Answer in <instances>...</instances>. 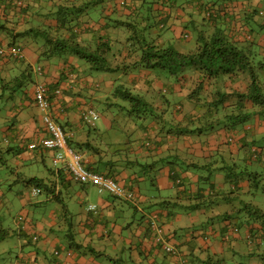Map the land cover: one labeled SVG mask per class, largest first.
<instances>
[{
	"label": "crops",
	"instance_id": "0c3cea01",
	"mask_svg": "<svg viewBox=\"0 0 264 264\" xmlns=\"http://www.w3.org/2000/svg\"><path fill=\"white\" fill-rule=\"evenodd\" d=\"M73 1L84 11L90 0ZM207 1L210 0H171L165 5L160 4L154 15L155 21L162 17V12L164 15L166 12L172 35L164 37L166 31L159 29L155 22L150 33L157 37L156 43L166 45L170 38L189 40L184 36L185 29L190 31V37L196 39L197 27L208 32L225 27L236 36L243 33L242 22L248 26L254 20L261 22L254 11L264 10V0H226L233 3L234 8L225 15H219L216 23L206 18V7L202 2ZM216 1H219V6L226 2ZM33 2L41 7L37 9L39 13L20 14L21 9L11 0H3L0 7V44L13 41L20 44L26 62L32 65L30 78L16 82L22 83L17 86L15 78L25 68L26 62L4 61L0 57V80L3 78L6 84L9 83L8 88L13 91L0 106V132L7 152H20L16 156L18 161L12 163L14 166L24 161L48 168L50 175L43 177L21 173L25 182L31 183L35 178L42 181L43 185L38 184L47 198L45 201L30 198V201L26 200L27 204H54L50 214H44V218L32 217V221L20 228L21 238L39 235L37 243L28 242L29 251L24 249L27 244L22 245L21 252H26L20 256L31 264H110L109 258L113 257L123 259L124 264H225L227 260L239 264L248 261L244 259L250 255L246 263L264 264L262 221L259 215L245 207L252 206L262 213L264 209L254 203L241 202L242 193L237 191L240 187H251V181L238 180L233 176L236 172L228 171L241 164L264 167V114H260V107L250 103L247 110L253 117L236 127H231L229 121L220 115L213 127L202 129L204 132L200 129L192 131L193 136L178 134L177 125L195 119L196 123L207 109L192 99L195 87L202 82V73L188 66L178 76V82L168 83L162 80L170 76L167 71L154 74L156 69L140 68L136 72L139 55L131 56L128 47L114 48L113 52L118 55L115 58L126 62L125 67L129 65L123 70L122 85L141 97L143 101L137 102L140 106L151 109L144 107L139 110V120L127 119V126L123 125L121 129L122 139L111 137L110 140L105 134L116 128L117 111L112 115L113 103L109 99L115 95L118 81L110 83L111 90H105L107 81L100 74L103 71L92 69L87 60L76 54L54 53L41 58L43 40L36 41L32 34L21 36L20 33L34 26L35 18H44L46 24L59 27L58 20L51 19L50 13L58 7L59 0H26L25 6L28 4L29 7ZM134 2L130 6L127 3L122 5V0H114L109 7L103 4L99 21L90 24L81 20L84 24L76 28V40L86 46L103 38L118 46L125 18H128L129 27L130 21L138 17L136 11L142 7ZM60 31L67 34L71 30L62 28ZM115 43H112L114 47ZM255 45L260 48L264 59V40H253L248 44L250 48ZM130 58L136 62L130 63ZM247 78L241 73L232 78L226 75L223 80L229 92H236L247 90ZM38 82L51 89L53 115L69 134L70 145L83 155L85 164L116 178L134 191V200L98 189V195H94L90 188L93 184L74 181L65 163L53 165L54 150L27 148L29 143L47 134L43 112L35 102ZM204 89L200 96L213 91L209 80L205 81ZM171 97L177 105L175 116H168ZM90 108L99 114L97 125V122L89 123L83 116L84 111ZM50 163L52 167H49ZM17 168L16 173L20 174ZM252 177L256 182L262 180L258 171ZM34 183L29 185L35 186ZM71 197L76 200L77 208L65 203ZM87 198L92 199L89 205ZM91 204L97 208L90 209ZM128 204L133 209L131 218ZM155 219L164 226L167 241L176 246V253L154 244L151 222ZM232 227L239 231L230 232L225 240L224 233ZM187 229L192 231L187 232ZM56 251L60 252L58 256Z\"/></svg>",
	"mask_w": 264,
	"mask_h": 264
},
{
	"label": "trees",
	"instance_id": "16d2710c",
	"mask_svg": "<svg viewBox=\"0 0 264 264\" xmlns=\"http://www.w3.org/2000/svg\"><path fill=\"white\" fill-rule=\"evenodd\" d=\"M5 1V0H4ZM14 1L17 6L21 9L19 12L20 14H27L28 12H36L39 13L40 10H37L40 6L36 5V2H33L29 7L26 4V0H11ZM226 1V0H225ZM228 1V0H227ZM224 2L222 6H219V1L210 0L207 2H202L206 7V9H214L215 11L218 10L217 13H214L210 16L206 15V18L211 23H216L218 19H220L219 15H225L228 10L234 8V4L232 8H227L228 2ZM234 1V0H233ZM3 0H0V7ZM73 3V4H72ZM58 7H55V11H51V19H57L59 22V27L51 26L45 23L43 19H36L34 20V26L26 29L25 31L21 32V36H30L33 35L36 41L42 39L43 44L40 48V57L43 58L45 56L53 55L54 53L59 54H76L81 58L87 60L90 63L91 68L98 71H116L117 68H114L110 63L109 57H115L117 53L113 52V45L110 44L109 41L100 39V41L96 44L90 43L86 46L82 45L81 42L76 40L77 35V27L79 28L81 24L84 23L81 20H76L73 16L69 13L73 11L72 9H77V5H75L73 0H59ZM217 9L215 8L217 5ZM79 7V6H78ZM219 7V9H218ZM221 7V8H220ZM41 8V7H40ZM80 8V7H79ZM228 10H224V9ZM221 9V10H220ZM24 12H23V11ZM37 10V11H36ZM81 10V9H80ZM255 10V9H254ZM221 11V13H220ZM255 15L259 16L260 21H253L252 25H247L246 23L242 22L243 33H239L236 36L230 34V31L225 27H218L214 31H204L202 29H195V37H196V49L190 53H183L180 52L177 48L172 46H167L162 43H156V41H149L148 39H144L143 36H138L139 44H143L141 46V51L137 49V51H130L131 56H135L134 54L139 55L138 63L140 66H144L146 68L151 69H161L167 71L171 75L179 76L182 73V70L188 66H193L196 70H199L202 75V82L200 85H197L194 89L192 94V99L198 103V105L202 106L203 108H207L203 113V116L197 122H199L198 129L204 132L202 129L209 128L208 126L213 127L220 117L223 116L224 120H228L231 127H236L238 125L244 124L251 120L253 114L251 111L247 110V106L252 103L256 107H260V114H264V81L259 76V70L257 67L261 69L260 72L264 73V61L257 62V55L253 52V50L248 46L249 43H252L253 40L257 41L262 39L264 40V10L258 9L254 11ZM227 15V14H226ZM167 16V15H166ZM165 15L162 17H158L156 22L157 26L161 30H165L168 27L167 24V17ZM255 23V24H254ZM130 25V24H129ZM254 28H251L253 27ZM256 26H258L261 30L260 35L258 38L255 36L256 34ZM263 27V28H262ZM67 28L69 31L67 34H63L60 29ZM184 36L185 38H190V31L185 29ZM247 33V34H245ZM247 43V44H246ZM10 45H18L22 48L20 44L11 42L7 44H0L1 48H7ZM23 50V48H22ZM112 54L110 55V52ZM24 53V52H23ZM0 57L4 61H17L25 63L26 60L24 55L21 56H11L9 54H4L0 52ZM32 65L29 62H26V66L22 69L20 74L17 75L15 78V85L19 86L22 83L16 82H23L30 78L32 72ZM181 71V72H180ZM241 73L246 74L248 76V86L247 90L244 91H236V92H229L227 90L226 82H224V76L229 75L231 78L235 77V75H240ZM261 73V74H262ZM209 80V86L213 91L211 94L207 96H200V92L204 91L205 89V81ZM1 82V89L2 93L0 95V106L5 101V98L10 95L12 89H9L8 84L2 78ZM224 82V83H222ZM37 84V83H36ZM48 90L51 91L49 86L47 85ZM117 91H120V87L117 88ZM234 95L236 97H234ZM125 97L131 98L134 102H142L143 100L139 96H135L131 93H127ZM36 102V99H35ZM37 105V103H36ZM230 106V107H229ZM38 107V106H37ZM39 108V107H38ZM40 109V108H39ZM202 119V123L200 120ZM204 119H206L204 123ZM196 120V119H195ZM195 120L190 121V123H194ZM217 121V122H216ZM196 122V123H197ZM196 123L194 124L195 127ZM204 123V124H203ZM181 129V128H180ZM178 130V134H187L190 132V129L187 128L185 131ZM197 129V130H198ZM211 130V129H209ZM208 131V130H206ZM187 132V133H186ZM28 149L30 148V143L27 146ZM40 151L45 150L43 148L39 149ZM85 163V162H84ZM86 167L92 169L87 164ZM66 166V165H65ZM67 168V166H66ZM68 169V168H67ZM69 173L70 170L68 169ZM72 176V174L70 173ZM72 179L76 181L73 176ZM34 183L36 190H42L40 185H43L42 181H39L35 178ZM78 182V181H76ZM40 183V185L38 184ZM38 184V185H37ZM83 184H90V183H83ZM98 188V187H97ZM119 197V196H117ZM123 198V197H122ZM0 197V202H1ZM129 200V199H127ZM246 206V205H245ZM245 209H249V212H253L254 215H259L262 225L264 228V213H262L259 209H254L252 206H246ZM163 229L164 226L159 224ZM23 227H21L22 229ZM232 230H228L224 233L223 238L227 240L230 236V232L239 231V229H235L236 227H232ZM239 228V227H238ZM236 230V231H235ZM264 230V229H263ZM8 233L3 231L0 234L1 238H4ZM164 234L166 238H168V234L166 235V230L164 229ZM264 236V231L262 232ZM33 238L36 241L39 238L38 234H34ZM154 240H155V233H154ZM155 242V241H154ZM34 243V244H35ZM156 245H161L160 243H154ZM60 252L56 251V255L58 256ZM27 260V259H26ZM24 260V257H19L17 264H31ZM110 264H124L123 259L121 258H109ZM27 262V263H26ZM35 262V261H34ZM239 264H249L246 262H241Z\"/></svg>",
	"mask_w": 264,
	"mask_h": 264
},
{
	"label": "rangeland",
	"instance_id": "374dc122",
	"mask_svg": "<svg viewBox=\"0 0 264 264\" xmlns=\"http://www.w3.org/2000/svg\"><path fill=\"white\" fill-rule=\"evenodd\" d=\"M114 0L110 1H104V0H90L86 4V9L84 11L80 10V8L77 6V9H72L73 11H70V15L76 18V20H83L85 22H88L90 24H93L94 21H99L98 18L100 17V14L102 13V8L103 4H105L106 7H109V5L113 2ZM127 2V4L130 6L134 1L133 0H122ZM137 0L136 3L140 8V10L136 11V15H138L137 18L134 20L130 21L129 27L127 26L128 18H125L124 23L125 25L122 26V39L120 43H118V46L116 45L115 42L112 41L113 45V50L114 48H121L125 49L128 47L130 51H141V44L138 42V36H143L144 39H148L149 41H156V36H153L150 33V28L155 25V17L154 15L156 14V11L158 10L159 5H165L167 3H170L171 0ZM182 1V0H180ZM73 4V3H72ZM98 5V9L96 8ZM99 15V16H98ZM158 15V14H157ZM163 16V12L160 14ZM167 13L165 12V16ZM98 16V17H97ZM97 17V18H96ZM158 17V16H157ZM93 20V21H90ZM168 24V23H167ZM170 26L165 29V33H163L164 37H170L172 35L171 29H169ZM256 34L255 36L258 38L260 35L261 30L258 26H256ZM162 37V38H164ZM42 40V39H41ZM169 41L166 45L167 46H172L177 48L180 52L183 53H190L196 49V39H193L192 36L189 38V40H177L176 38H170ZM129 42L131 44H129ZM253 52L257 55V62L259 61H264L262 53L260 48L255 45L254 48H251ZM135 51V52H136ZM112 54V51L110 52V55ZM118 56V55H116ZM110 63L112 65H115L114 68H117L116 71H103L100 74H103L106 78L107 81V86L105 87V90H111L110 83L118 81V87H120V91L115 92V95L111 96L109 99V102H112V115L115 114V111H117V114L115 115V123H116V128L109 130L108 133L105 135L110 138L111 137H119L122 139V127L123 125H126L127 119L130 120H139V116L141 113L139 110H142L145 105L140 106L138 103L132 101L131 98L125 97L127 93H132L128 87L125 85H122V79H124L123 75V70L125 68H128V66L125 67L126 62H122V59L120 58L117 60L115 57L110 56L109 57ZM130 63H135L136 61H132L130 58ZM117 62V64H115ZM138 68L135 69V71L141 70L140 68H146L144 66H140L139 64L137 65ZM259 70V76L262 72L259 67H257ZM98 71V70H97ZM160 71H163L161 69H156L154 74H159ZM181 72V71H180ZM140 73V72H139ZM182 75V73H181ZM180 77L171 75L167 78H162L164 81L171 82L174 84L175 82H178ZM261 79L264 81L263 74L261 75ZM110 80V81H109ZM115 80V81H113ZM116 84V83H115ZM1 94V93H0ZM124 94V95H123ZM133 94V93H132ZM134 95V94H133ZM136 96V95H135ZM114 106V107H113ZM123 106V109H122ZM147 106V105H146ZM177 107L176 101L174 100V97H171V104L169 105V113L168 116H175L174 113H176L175 108ZM145 109H151V108H146ZM186 112V111H185ZM100 118L97 119L95 122V125L99 124ZM202 123V119L200 120ZM199 122L196 123H184L180 126H176V131H178L180 128L185 131V129L189 128L190 132H188L189 135L193 134L191 133L192 131H199L198 127ZM131 124V123H130ZM204 124V123H203ZM93 125V126H95ZM2 125H0L1 127ZM127 126V125H126ZM129 126V125H128ZM118 128V129H117ZM180 129V130H181ZM198 129V130H197ZM139 130L137 131V133ZM187 133V132H186ZM136 134V133H135ZM134 134V135H135ZM193 136V135H191ZM4 136L0 132V150H2V153H0V197H1V202H0V234L3 233V231H6L8 234L4 237L1 238L0 240V264H17L20 255H23L26 251H29L28 245L29 241H32L35 243L34 238L26 239L25 237H20L19 236V231L21 227H24L32 221V217L35 216H42L44 218V214H50L51 212V207L54 206V204L46 203L43 202L42 204H27L28 201H30V198L33 199H43L44 201L47 199L45 196L46 194H42L41 191H37L35 186L29 185L31 183L23 181L22 174L21 173H27L29 176L33 175H38L39 177L47 176L50 175L47 173L48 168L47 166H43L38 163H27V162H19L16 166H14L12 163H16L18 161L17 157L20 152H15L13 153H8L7 152V146L4 143ZM43 138V137H42ZM41 147L37 149H30V150H39ZM45 149V148H43ZM46 150V149H45ZM14 156V157H13ZM257 163V160H255ZM54 165V163H53ZM20 169V174L16 173L18 168ZM49 167H52V163L49 164ZM229 172H236L233 176L237 177L238 180L242 179H248V181H251V187L245 189L243 187H240L239 190L237 191L238 193H242V203H254L258 206H261L264 209V167L262 165H256V167H252L251 165H245L241 164L238 166V168L234 169H229ZM257 171L260 172L262 175V180L256 182L255 178L252 177V175ZM232 173V174H233ZM235 177V178H236ZM22 179V180H21ZM236 181V180H235ZM238 182V181H237ZM79 184H83L80 182H77ZM207 187H209L206 184ZM93 191L94 195H98L96 192L97 187L92 185L90 187ZM28 200V201H26ZM91 198H87L86 202L89 205ZM117 202H121L119 199H115ZM76 200L71 197L67 198L65 203L69 204V207L72 208H77L76 205ZM59 207V203H56ZM61 206H64L63 204H60ZM236 205V204H235ZM57 207V209H58ZM65 208V207H64ZM127 209L129 211V218L132 217L133 215V209L132 207L128 204ZM65 212V210H64ZM98 212V211H95ZM74 216H76L74 214ZM64 218L66 217L65 214L63 216ZM188 231H192V229H187ZM27 244V247L24 249L26 250L25 252H21L22 250V245ZM174 246V245H173ZM176 247V246H174ZM24 256V255H23ZM250 255L246 256V259L249 261ZM26 260V258H24ZM246 261V262H248ZM27 263V262H26ZM225 264H233V262L228 261L225 262Z\"/></svg>",
	"mask_w": 264,
	"mask_h": 264
},
{
	"label": "built area",
	"instance_id": "2783aa9c",
	"mask_svg": "<svg viewBox=\"0 0 264 264\" xmlns=\"http://www.w3.org/2000/svg\"><path fill=\"white\" fill-rule=\"evenodd\" d=\"M232 7L233 5L230 3L227 4V8ZM224 10L228 9L225 8ZM205 12L207 16H210L217 13L218 10L215 11L214 9H205ZM0 52L14 57H22L24 55V51L18 45H10L7 48H1ZM50 94L51 93L45 83L38 82L36 84L35 99L37 106L43 112V120L47 127V134L41 139L32 141L30 143V148L37 149L41 147L54 150V164L57 166L65 163L76 181L80 183L93 184L98 187L100 192H109L125 199L134 200V191L128 189L116 178L86 167L83 155L80 152L75 151L70 145L69 134L53 115ZM83 116L89 123H95L99 114L95 109L90 108L84 111ZM96 207L97 206L95 204L90 205V209L92 210L96 209ZM151 228L155 233V242L162 244L166 251L176 253V247L169 244L164 234V229L159 225L156 219L151 222Z\"/></svg>",
	"mask_w": 264,
	"mask_h": 264
},
{
	"label": "clouds",
	"instance_id": "9594fccd",
	"mask_svg": "<svg viewBox=\"0 0 264 264\" xmlns=\"http://www.w3.org/2000/svg\"><path fill=\"white\" fill-rule=\"evenodd\" d=\"M127 2L123 1L122 5H125ZM51 93V92H50ZM51 102H52V94H50ZM53 105V104H52ZM55 165V164H54ZM120 182V181H119ZM97 187V186H96ZM99 190V189H98ZM116 196V195H115ZM97 208V207H96ZM95 210V209H94Z\"/></svg>",
	"mask_w": 264,
	"mask_h": 264
}]
</instances>
